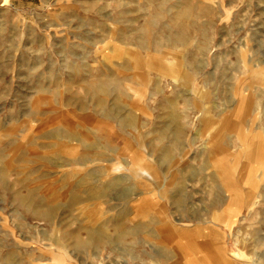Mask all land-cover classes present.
<instances>
[{"label": "rangeland", "instance_id": "obj_1", "mask_svg": "<svg viewBox=\"0 0 264 264\" xmlns=\"http://www.w3.org/2000/svg\"><path fill=\"white\" fill-rule=\"evenodd\" d=\"M208 240L264 264V0H0V264Z\"/></svg>", "mask_w": 264, "mask_h": 264}, {"label": "crops", "instance_id": "obj_2", "mask_svg": "<svg viewBox=\"0 0 264 264\" xmlns=\"http://www.w3.org/2000/svg\"><path fill=\"white\" fill-rule=\"evenodd\" d=\"M203 227L210 226L205 225ZM202 233H213L215 236V231L213 230H204ZM187 238L194 239V237L191 236H188ZM184 249L189 253V260L187 264H237L236 261L231 259L232 257L228 255V245L223 241L218 243L210 240L198 241L196 243H190L189 245L182 246L181 250L183 251ZM203 252L204 255H201ZM218 254L221 255L220 260H218ZM213 258H215L216 261Z\"/></svg>", "mask_w": 264, "mask_h": 264}, {"label": "bare ground", "instance_id": "obj_3", "mask_svg": "<svg viewBox=\"0 0 264 264\" xmlns=\"http://www.w3.org/2000/svg\"><path fill=\"white\" fill-rule=\"evenodd\" d=\"M262 76H263V72L262 71H260L259 73H258V75H257V79H262ZM40 214V213H39ZM40 216H41V214H40ZM95 234V233H94ZM120 237V236H119ZM236 256H238V257H244V255L243 254H240V253H237V254H235Z\"/></svg>", "mask_w": 264, "mask_h": 264}]
</instances>
